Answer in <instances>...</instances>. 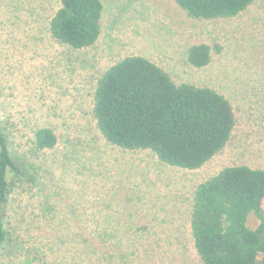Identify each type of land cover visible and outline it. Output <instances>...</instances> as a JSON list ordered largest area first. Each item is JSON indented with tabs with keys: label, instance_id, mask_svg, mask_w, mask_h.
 I'll return each mask as SVG.
<instances>
[{
	"label": "rangeland",
	"instance_id": "obj_1",
	"mask_svg": "<svg viewBox=\"0 0 264 264\" xmlns=\"http://www.w3.org/2000/svg\"><path fill=\"white\" fill-rule=\"evenodd\" d=\"M102 3L99 38L74 49L49 33L59 0H0V127H13L11 151L26 152L29 167L42 159V184L48 183L18 209L25 222L40 220L26 232L37 248L35 236L42 234L45 259H36L32 245L15 264H200L189 228L196 186L227 166L264 170V0L213 19L192 18L174 0ZM202 42L212 48L211 61L196 68L186 54ZM132 54L156 63L177 84L210 86L230 100L231 137L201 167L169 166L149 150H123L97 130V79ZM41 125L54 126L58 141L39 161L31 127Z\"/></svg>",
	"mask_w": 264,
	"mask_h": 264
},
{
	"label": "trees",
	"instance_id": "obj_2",
	"mask_svg": "<svg viewBox=\"0 0 264 264\" xmlns=\"http://www.w3.org/2000/svg\"><path fill=\"white\" fill-rule=\"evenodd\" d=\"M174 1L192 18L213 19L234 17L254 0ZM104 9L102 0H59L49 33L71 48L89 47L100 36ZM211 56L212 48L202 42L189 47L186 60L200 68L209 64ZM92 116L108 144L126 151L149 150L160 163L183 169H196L210 160L226 145L236 123L225 96L210 86L177 84L163 68L138 54L121 58L98 77ZM31 130L33 154L40 161V153L57 144L56 129L41 125ZM14 133L11 125L0 127V256L4 264H15L14 258L35 243L26 229L40 220L25 222L18 209L21 201L28 205L32 194L38 190L42 194L48 184H42V159L29 167L26 152L11 151L9 139ZM263 201L261 168L227 166L200 182L189 217L200 264H264ZM11 208L16 222L8 220ZM35 237L41 246L33 245L31 253L45 259L42 234Z\"/></svg>",
	"mask_w": 264,
	"mask_h": 264
}]
</instances>
